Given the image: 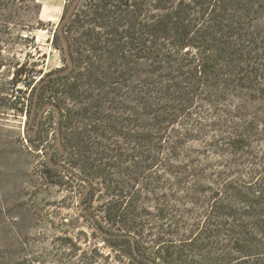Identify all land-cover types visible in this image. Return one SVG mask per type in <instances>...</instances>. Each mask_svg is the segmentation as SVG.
<instances>
[{"label":"rangeland","instance_id":"1","mask_svg":"<svg viewBox=\"0 0 264 264\" xmlns=\"http://www.w3.org/2000/svg\"><path fill=\"white\" fill-rule=\"evenodd\" d=\"M97 1L99 0H80L63 26L72 58L79 64L82 61L84 68H77L68 78L53 77L45 80L39 91V104L31 126L32 129L36 127L37 117L45 102L50 101L59 106L63 120L60 135L64 145L68 146V151L64 156L56 151L55 157L69 166L68 161L75 158V149L72 147L75 130L70 120L74 102L66 94V85L77 82L78 71H85L89 61L87 55L96 61L103 62L105 59L103 51L91 55L89 51L78 50L80 47L87 48L85 43L94 42L87 35L91 28L88 15L93 3ZM145 1L148 3L146 16L150 18L153 11H156L153 7L156 0ZM261 1L262 3L259 1L260 4L257 2L252 7L261 18L254 21L256 27H264V0ZM73 2L74 0H14L15 7L19 8L18 15L14 20L0 25V264H148L133 250L131 237L108 242L96 223L86 216L82 204L109 230L124 232L120 231L122 227L132 226L136 230V233L131 234L136 239L138 250L157 264H170V215L181 214L182 210H186L185 218L181 219L187 223L181 229L184 234L187 233V227L191 228L190 225L201 223L205 213L203 205L187 201L185 194L192 192L191 189L186 191L172 184L170 164L179 167L198 166L200 170L208 165L203 173L207 183L208 180L222 179L230 174H233L232 177H246L254 173V168H262L264 124L259 122L264 119V75L249 72L241 74H245L244 79H233V82L244 84L246 88L230 84L232 76H223L226 90L221 92L224 98L218 105L220 107L214 108L201 100L204 95L196 98L201 114L194 112L193 119L204 124L202 132L205 135L201 138L170 140V132L171 136H181L190 128L184 124L185 118L179 124L170 126L172 128L167 133L169 140L162 141L165 147L160 155V167L147 171L144 177L135 173V165L141 154V148L136 146L135 140L115 135L109 145L106 136H102L103 132L98 131L96 140L109 146L107 157L103 160L114 163V167L107 168L116 171V178L121 180L120 186L124 191L112 194L101 176H92L88 178L93 183L92 188L83 197L86 183L68 172L61 171V174L60 171L49 172L47 169L50 166L47 156L58 140V114L55 108H49L44 113L35 134L29 135L27 132L39 83L48 73L68 66L64 42L60 35L55 38L54 34L63 24ZM251 2L252 0H247L250 5ZM26 4L30 6L27 7ZM104 37L103 34V40ZM141 62L145 63L143 68H147L149 60L143 59ZM237 63L244 67L250 65V68L254 64L246 57L242 61L238 60L235 67ZM15 68H19L18 74H15ZM83 80L86 81V78ZM114 85L112 84V90ZM82 87L87 88L88 85ZM94 87L93 99L102 100L107 87ZM105 106L106 110H101L98 114L102 117L100 122H105L104 130L107 128L105 118L112 111L108 109L107 103ZM135 109L132 100L131 111L126 114L130 124L135 122ZM226 110L229 113H225ZM243 114L247 115L244 122L241 119ZM235 121L238 125L248 127L244 140H250L252 147L246 152H253L258 156L255 163L246 153L240 159L243 161L234 166L227 162L229 155L219 151L224 140H232ZM131 127L129 125L126 129L128 135L137 132ZM195 128L196 126L190 128L191 133L196 132ZM175 141L184 145L180 151H176V160L170 158V145ZM122 161L124 163L120 166ZM125 166L131 175L125 176L122 173ZM215 186L213 184L212 187ZM193 192L205 198L203 191ZM113 201L117 202L124 219L110 220L106 217V210L113 205Z\"/></svg>","mask_w":264,"mask_h":264},{"label":"trees","instance_id":"2","mask_svg":"<svg viewBox=\"0 0 264 264\" xmlns=\"http://www.w3.org/2000/svg\"><path fill=\"white\" fill-rule=\"evenodd\" d=\"M259 1L262 3L252 0L250 5L247 0H156L153 5L156 11L150 18L146 16L148 3L145 0H99L93 3L88 15L91 28L87 35L94 42L85 43L87 48L78 50L89 51L91 55L103 51L105 59L96 61L87 55L89 61L85 71H78L77 82L66 85V94L74 102L70 120L75 130L72 146L75 158L68 161L70 166L87 178L101 176L110 193L114 194L124 188L120 186L121 180L116 178V171L107 168L114 167V163L103 160L109 146L96 140L98 131L103 132L109 145L115 135L135 140L136 146L141 148L135 173L142 177L152 168L160 167V155L165 147L162 141L169 140L170 126L179 124L183 118L190 128L196 126V132L191 133L189 128L190 132L181 136H171L170 132V140L204 136V124L193 119L194 112L201 114L196 98L204 95L201 100L214 108L220 107L224 98L221 92L226 90L223 76H232L230 84L236 85L233 79L241 80L243 73L264 75V27L254 25V21L261 18L252 8ZM18 9L14 0H0V17L4 16V19L0 18V25L14 20ZM59 35L62 39L56 30L54 37ZM245 57L254 63L252 67L238 63L235 67V63ZM143 59L149 60L147 68H143ZM77 68H84L82 61L80 64L74 61L71 73L54 78H68ZM18 71L19 68H15V74ZM112 84H115L113 90ZM96 85L107 87L102 100L93 99ZM237 86L243 88L244 84ZM132 100L136 106L134 124L129 123L126 115L131 111ZM106 103L112 111L105 118L107 128L104 130L105 122H100L102 117L98 114L106 110ZM56 106L58 135L63 120L59 106ZM241 119L246 121L247 115L243 114ZM259 124H264V119ZM127 125L137 131L134 136L128 135ZM243 125L235 121L232 140H224L219 148L229 155L227 162L234 166L243 161L240 159L246 153L254 163L258 157L253 152H246L252 145L250 140H244L248 127ZM64 146L65 153L60 156L68 151V146ZM183 147L179 141L173 142L170 158L176 160V151ZM261 155L264 159V153ZM262 163V168H254V173L246 175L249 178L230 174L222 179L208 180L209 183L203 175L208 165L200 170L198 166L170 164L172 184L186 191L191 189L192 192L185 194L187 201L205 207L203 221L190 225V229L187 227L184 234L181 229L187 223L181 219L185 218L186 210L170 215V264H264V160ZM47 169L61 173L55 167L48 166ZM122 173L131 175L126 166ZM193 190L203 191L205 198L197 196ZM106 213L110 220L125 217L115 201ZM120 231L136 233L132 226L122 227ZM127 238L129 236L106 237L111 243ZM133 250L136 253L134 244ZM144 255L150 260L142 258L143 261L157 264Z\"/></svg>","mask_w":264,"mask_h":264},{"label":"water","instance_id":"3","mask_svg":"<svg viewBox=\"0 0 264 264\" xmlns=\"http://www.w3.org/2000/svg\"><path fill=\"white\" fill-rule=\"evenodd\" d=\"M80 0H74V2L72 3V5L70 6V8L68 9V12L65 16L64 22L62 25L59 26L58 31L62 36V40L64 42V48H65V52L68 58V66L64 67V68H60L56 71L50 72L47 74L46 78L39 83L38 87H37V93H36V98H35V102H34V107H33V111L31 114V118L30 121L27 124V132L29 135H33L35 134L40 127L42 118L44 116V113L49 109V108H56L58 109V107L53 103V102H45V104L42 106V109L37 117L36 120V127L34 129H32V124L35 121V116H36V111L38 108V97H39V91L42 87V84L45 82V80L50 79L52 77H56L59 75H66L72 72L73 68H74V60L72 58L70 49H69V44H68V40L67 37L65 35V33L63 32V26L64 23L72 16V14L74 13L75 9L77 8L78 4H79ZM59 150V155H63L65 153V146L62 142V137L60 135V132L58 130V140L57 142L53 145L51 151L49 152L48 156H47V160L50 164V166L55 167L60 169L61 171H65L68 172L71 176H73L76 179H79L81 181H83L84 183H86V190L83 194V197L86 196L89 192L90 189L92 188V181L89 180L88 178H86L85 176H83L82 174L78 173L75 169H73L72 167H70L69 165H67L66 163L59 161L56 159L55 157V152L56 150ZM82 203V200H81ZM82 207L84 209V212L86 214V216L90 217L97 225V227L99 228V230L101 231V233L105 236V237H122V236H129L132 238L133 240V244H134V248L136 250V254L141 257V258H147L146 255H144L143 253L139 252L138 248H137V244H136V239L134 238V236L132 234H125L123 232H116L113 230H109L107 228H105L97 219L96 217H94L86 208H84V205L82 204ZM148 260H150L149 258H147Z\"/></svg>","mask_w":264,"mask_h":264},{"label":"flooded vegetation","instance_id":"4","mask_svg":"<svg viewBox=\"0 0 264 264\" xmlns=\"http://www.w3.org/2000/svg\"><path fill=\"white\" fill-rule=\"evenodd\" d=\"M56 151H59L58 149ZM56 153V152H55Z\"/></svg>","mask_w":264,"mask_h":264}]
</instances>
